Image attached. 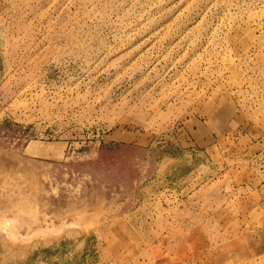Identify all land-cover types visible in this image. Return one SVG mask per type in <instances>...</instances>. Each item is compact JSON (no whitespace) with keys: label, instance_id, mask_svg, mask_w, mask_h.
Listing matches in <instances>:
<instances>
[{"label":"rangeland","instance_id":"1","mask_svg":"<svg viewBox=\"0 0 264 264\" xmlns=\"http://www.w3.org/2000/svg\"><path fill=\"white\" fill-rule=\"evenodd\" d=\"M0 264H264V0H0Z\"/></svg>","mask_w":264,"mask_h":264}]
</instances>
